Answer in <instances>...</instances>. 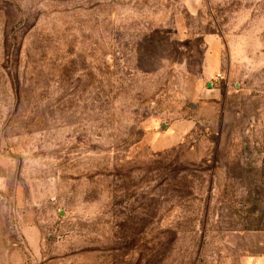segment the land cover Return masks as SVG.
Instances as JSON below:
<instances>
[{"label":"rangeland","instance_id":"374dc122","mask_svg":"<svg viewBox=\"0 0 264 264\" xmlns=\"http://www.w3.org/2000/svg\"><path fill=\"white\" fill-rule=\"evenodd\" d=\"M0 264H264V0H0Z\"/></svg>","mask_w":264,"mask_h":264}]
</instances>
